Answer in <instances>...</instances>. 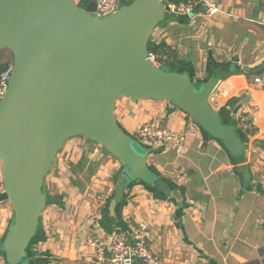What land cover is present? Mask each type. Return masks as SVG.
I'll return each mask as SVG.
<instances>
[{"label": "crops", "instance_id": "0c3cea01", "mask_svg": "<svg viewBox=\"0 0 264 264\" xmlns=\"http://www.w3.org/2000/svg\"><path fill=\"white\" fill-rule=\"evenodd\" d=\"M213 1L216 16L205 17L201 9L191 18L169 11L150 38L169 48L174 71L198 83L217 79L208 101L217 112L231 107L228 122L250 116L252 133L236 128L246 145L242 159L199 127L180 154L140 144L168 192L135 181L111 206L123 164L84 137L70 139L43 178L46 204L26 264H90L89 240L108 242L117 232L141 235L168 264H264V85H253L264 76V0ZM114 115L134 140L144 124L183 131L193 122L168 102L128 98L116 101ZM13 221L10 203L0 202V264H7L2 243Z\"/></svg>", "mask_w": 264, "mask_h": 264}, {"label": "water", "instance_id": "95a60500", "mask_svg": "<svg viewBox=\"0 0 264 264\" xmlns=\"http://www.w3.org/2000/svg\"><path fill=\"white\" fill-rule=\"evenodd\" d=\"M95 9L96 0H0V51L12 55L0 99V202L14 212L2 243L7 264H26L46 204L43 178L70 139L84 137L123 164L111 206L135 181L168 192L118 125L121 98L168 102L232 158L245 152L236 126L222 123L209 104L216 78L195 83L148 60V41L169 12L164 3L133 0L101 19Z\"/></svg>", "mask_w": 264, "mask_h": 264}, {"label": "built area", "instance_id": "2783aa9c", "mask_svg": "<svg viewBox=\"0 0 264 264\" xmlns=\"http://www.w3.org/2000/svg\"><path fill=\"white\" fill-rule=\"evenodd\" d=\"M160 1L168 7L170 12L187 18L200 16L198 13L200 9L205 17L216 16L219 13V7L213 0H178L177 4L170 0ZM120 6V0H96V9L93 15L101 19L115 13ZM169 54L170 51H165L163 54L151 52L148 53V60L160 67L162 61L168 59ZM11 69L12 63L0 74V99L7 90ZM253 85L263 86L264 76L254 78ZM224 109L227 112L231 111L229 105H226ZM234 120L236 128L248 134L252 133L253 124L250 116L235 115ZM197 127L192 122V125L183 131H173L154 124H144L138 129L136 140L149 149H159L166 145L180 154L185 149L187 142L197 137ZM4 193L5 189L0 179V197ZM141 230H144V227H141ZM89 245L94 248V257L90 264H168L151 252L141 235L130 238L125 233L117 232L110 237L108 242L97 237L91 238Z\"/></svg>", "mask_w": 264, "mask_h": 264}, {"label": "trees", "instance_id": "16d2710c", "mask_svg": "<svg viewBox=\"0 0 264 264\" xmlns=\"http://www.w3.org/2000/svg\"><path fill=\"white\" fill-rule=\"evenodd\" d=\"M170 1L175 3V4L178 3V0H170ZM164 22L165 21H163V23ZM163 23H160L158 26L162 25ZM147 51H148V53L154 52V53H157V54H163V53H165V51H169V48L167 46H165L163 43H160V44L156 45L153 41H151V38H150L149 41H148V44H147ZM172 58H173V55H172V53H170L169 56H168V59L166 61H162V62L170 63V60H172ZM171 63H172V61H171ZM8 65L9 64H7V63L0 64V74L7 69ZM167 67H168V70H171V71H174V69L176 68L172 64H168ZM218 115H219V118H220L222 123L235 125L234 123L227 121L228 112L225 109L219 110L218 111ZM238 134L239 133L237 131V135ZM34 264H46V261L44 259H36Z\"/></svg>", "mask_w": 264, "mask_h": 264}, {"label": "rangeland", "instance_id": "374dc122", "mask_svg": "<svg viewBox=\"0 0 264 264\" xmlns=\"http://www.w3.org/2000/svg\"><path fill=\"white\" fill-rule=\"evenodd\" d=\"M75 2L78 3L79 0H75ZM4 63H7V64L12 63V55L7 50L0 51V64H4ZM168 64H172L173 65V63H165V62H162L160 68H162L163 70L168 71V67H167ZM174 70H176V68ZM195 83H198V82H195ZM135 147L137 148L138 151L145 152V150H143L142 147L138 143H137V145Z\"/></svg>", "mask_w": 264, "mask_h": 264}]
</instances>
